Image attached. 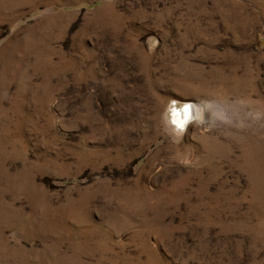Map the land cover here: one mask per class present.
<instances>
[{
  "label": "rangeland",
  "instance_id": "obj_1",
  "mask_svg": "<svg viewBox=\"0 0 264 264\" xmlns=\"http://www.w3.org/2000/svg\"><path fill=\"white\" fill-rule=\"evenodd\" d=\"M0 264H264V0H0Z\"/></svg>",
  "mask_w": 264,
  "mask_h": 264
},
{
  "label": "clouds",
  "instance_id": "obj_2",
  "mask_svg": "<svg viewBox=\"0 0 264 264\" xmlns=\"http://www.w3.org/2000/svg\"><path fill=\"white\" fill-rule=\"evenodd\" d=\"M172 103H175L174 101L172 102ZM188 108H189V105L187 104V103H185L184 105H183V112H184V116H185V125L188 123V122H191V121H194L195 120V118L194 117H189V114H188ZM200 122H203V120L201 119V121ZM182 163H184V164H187L188 163V161H182Z\"/></svg>",
  "mask_w": 264,
  "mask_h": 264
},
{
  "label": "bare ground",
  "instance_id": "obj_3",
  "mask_svg": "<svg viewBox=\"0 0 264 264\" xmlns=\"http://www.w3.org/2000/svg\"><path fill=\"white\" fill-rule=\"evenodd\" d=\"M191 110H193V108H191V106L189 105V108H188V114L190 113ZM175 117H176L177 119L179 118V121H184V118H185V116L182 115V114L179 113V112H176ZM177 119H176V120H177ZM178 123H179V122H178ZM181 123H182V122H181Z\"/></svg>",
  "mask_w": 264,
  "mask_h": 264
}]
</instances>
